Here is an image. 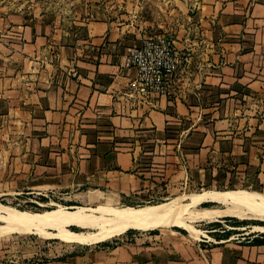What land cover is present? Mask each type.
Here are the masks:
<instances>
[{"label":"crops","instance_id":"crops-1","mask_svg":"<svg viewBox=\"0 0 264 264\" xmlns=\"http://www.w3.org/2000/svg\"><path fill=\"white\" fill-rule=\"evenodd\" d=\"M199 7L187 28L200 40L184 36L178 46L192 50L190 61L206 57L203 88L220 106L226 93L249 92L237 83L251 87L264 78V0H201ZM56 19L41 15L27 21L12 0H0L3 194L23 191L66 210L96 209L158 195L167 200L184 183L210 186L235 175L250 180L251 154L264 146L262 124L220 116L174 139L170 112L187 110L162 96L130 95L135 71L127 54L142 42L125 39L100 21ZM257 61L256 78L247 71ZM231 102L239 107L237 100ZM260 174L255 172V179ZM257 239L262 238L119 244L84 259L96 258L89 264H264V243H254Z\"/></svg>","mask_w":264,"mask_h":264},{"label":"rangeland","instance_id":"rangeland-1","mask_svg":"<svg viewBox=\"0 0 264 264\" xmlns=\"http://www.w3.org/2000/svg\"><path fill=\"white\" fill-rule=\"evenodd\" d=\"M200 3L201 0H12V5H17L18 9L25 14L27 21H33L41 15L56 17V21L64 23L100 21L112 26L115 32L119 31L118 33L127 40L142 43L153 40L167 48L175 60V70L159 85V89H154L148 97L162 96L173 106L182 105L181 108L184 107L182 109L187 110L186 112L184 110V114H179L177 111L170 112L172 119H169V127H174V129H170V131H174V136H176L174 139L182 140L203 122H212L220 116L231 115L234 119L248 118L254 120L255 125L260 123L264 126V78L259 80V85L254 84L251 87H248L245 81L237 83L238 86H243L247 90L249 88V92H245L241 96L226 93L224 95L227 96H223L220 100V106L214 105L218 103L215 99L216 96L208 95L206 89L203 88L208 85L204 83L205 76H203L202 68L205 66L206 57L204 56L202 61H190L192 50L189 48L190 51L187 53L184 49H179L178 44L180 41L184 43V36L186 40L193 42L198 43L200 40L195 33L191 36L187 28L194 14L200 8ZM133 49L135 48L130 49L128 54ZM200 49L205 51L204 46H201ZM252 64V70L247 72L252 76L254 74L257 78L259 77L260 62H252ZM231 100H237L239 107L233 108L235 103ZM226 103H228L227 108ZM242 108H244V112H242ZM254 129V126L251 125L250 132L252 134ZM241 130L242 127H239L238 131ZM252 153L251 162L254 169L250 170V180L248 181L243 182L242 176L235 175L234 177L230 176L227 181L212 183L210 186L184 183L172 195L168 196L167 200L159 199L162 195H158L155 198H143L141 201H126L118 207L110 208L138 209L146 206L171 204L173 200L180 198L179 212L182 213L178 217L181 220L180 223L186 228L170 224L167 227H157L155 230H128L120 236L92 243L78 239L52 238L51 234L56 232L52 228H45V233L0 234V260L5 264H89L96 258L84 259L86 255L110 250L119 244L138 243L144 247L151 242L165 244L169 240L178 238L182 242L199 244L201 243L199 240H208L205 245H209L220 240L235 242L250 236L261 237L264 235V215L258 216L246 207L227 208L214 203H203L195 209L186 206L195 201L192 199L194 196L213 192L242 191L264 197V164L263 169L258 167V163L264 160V146ZM255 172L262 174L255 179ZM1 178L6 179V173L5 175L0 174ZM9 178L19 180V176L13 178L10 176ZM54 200L57 201L56 198ZM38 201L40 200L32 195L24 194L23 191L18 194H13V191L3 194L0 190V213L4 217L18 219L16 214H49L53 210L64 209L55 207L50 202L42 204ZM56 204L59 203L56 202ZM200 209L205 211L194 212ZM188 228L201 233V235L197 239L191 238L190 230L187 231ZM68 229L74 233L84 231L75 226H69ZM202 236L206 237L203 239Z\"/></svg>","mask_w":264,"mask_h":264},{"label":"bare ground","instance_id":"bare-ground-1","mask_svg":"<svg viewBox=\"0 0 264 264\" xmlns=\"http://www.w3.org/2000/svg\"><path fill=\"white\" fill-rule=\"evenodd\" d=\"M179 199L173 200L171 204L146 206L138 209L127 207L115 209L78 207L74 211L56 209L49 214H16L18 219L4 217L0 213V221L2 222L0 225V234L45 233V228H52L56 230L54 234H51L52 238L78 239L92 243L120 236L128 230H155L157 227H167L170 224L182 228L184 225L180 223L181 220L178 217L182 213L179 212L181 208L179 206ZM192 199L195 201L187 204V207L195 209V207L203 203H214L224 205L227 208L246 207L258 216L264 215V197L255 193H245L242 191L213 192L198 194ZM199 211L203 212L205 210L200 209L194 212L197 213ZM69 226H75L84 231L74 233L68 229ZM188 230H190L189 233L193 239H197L201 235L197 231H191L189 228Z\"/></svg>","mask_w":264,"mask_h":264},{"label":"built area","instance_id":"built-area-1","mask_svg":"<svg viewBox=\"0 0 264 264\" xmlns=\"http://www.w3.org/2000/svg\"><path fill=\"white\" fill-rule=\"evenodd\" d=\"M127 65L135 70L136 77L129 82L130 95L147 98L159 89L165 79L175 70V60L167 48L159 42L149 40L130 51Z\"/></svg>","mask_w":264,"mask_h":264},{"label":"trees","instance_id":"trees-1","mask_svg":"<svg viewBox=\"0 0 264 264\" xmlns=\"http://www.w3.org/2000/svg\"><path fill=\"white\" fill-rule=\"evenodd\" d=\"M261 238H262L261 240H258V239L257 240H254V243H260V242L261 243H264V241H263L264 240V235H262ZM105 246L106 247H109L108 245H105Z\"/></svg>","mask_w":264,"mask_h":264}]
</instances>
